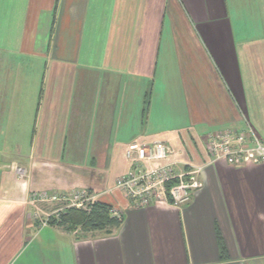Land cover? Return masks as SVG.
<instances>
[{"label":"crops","instance_id":"0c3cea01","mask_svg":"<svg viewBox=\"0 0 264 264\" xmlns=\"http://www.w3.org/2000/svg\"><path fill=\"white\" fill-rule=\"evenodd\" d=\"M248 126L264 141V0H0V264H264V163L204 146ZM134 141L200 168L187 203L113 190ZM79 189L112 236L33 232L32 194Z\"/></svg>","mask_w":264,"mask_h":264},{"label":"built area","instance_id":"2783aa9c","mask_svg":"<svg viewBox=\"0 0 264 264\" xmlns=\"http://www.w3.org/2000/svg\"><path fill=\"white\" fill-rule=\"evenodd\" d=\"M204 142L209 161L223 159L232 166L264 163V141L249 126L246 130L227 129L210 134ZM124 156L131 163V170L116 180L113 190L121 192L131 206L144 207L164 202L179 207L201 187L200 168L189 166L191 171L183 169L187 166L176 160V152L165 143L134 141L125 147ZM72 193L70 197L76 200V205L72 206L75 209L83 207L89 198L95 200L86 190ZM67 198L63 193L40 192L34 193L29 202L63 203ZM92 204H88L86 210Z\"/></svg>","mask_w":264,"mask_h":264},{"label":"rangeland","instance_id":"374dc122","mask_svg":"<svg viewBox=\"0 0 264 264\" xmlns=\"http://www.w3.org/2000/svg\"><path fill=\"white\" fill-rule=\"evenodd\" d=\"M205 143V142H204ZM205 146V145H204ZM177 161H180L179 159H177ZM185 164V163H184ZM186 165V164H185ZM187 167H182L183 169H185L186 171H191L192 168H190L189 166L191 165H186ZM195 167V166H192ZM189 178H187L188 180ZM79 190H84V189H79ZM66 194V196H68V198L62 202H55V201H49V202H41V201H34L32 203L29 202L30 198L34 195L32 194L29 197V200L26 202V212L27 215L25 216V221L28 222V225H30L32 227L33 232H35L36 230L40 229V228H48V227H55L57 229H59L60 231H62L64 234H68L73 238H76L79 241H84L86 239H88V234H83L80 232V230L77 229H73L69 232L65 231L64 229L57 227V225H55V222H58L61 218V216L63 215V213L71 208H75L72 206L76 205V200L72 197H70V195L73 193H63ZM121 194V193H120ZM89 195H91V197H94L93 194L89 193ZM95 199V197H94ZM127 200V199H126ZM87 201V202H86ZM84 203L83 207H79L76 208L77 210H82V211H86V206L90 203H94L97 202L98 200H92V199H88L86 200ZM101 203H104V199H101L100 201ZM111 213L113 214V216L115 215H120V211L114 206H111ZM25 223V222H24ZM43 224H45V226H42ZM115 231H112L110 234H105V233H100L101 236H103L104 238H108L109 236H112L114 234ZM32 235V234H30ZM46 232L41 233L40 237H42V241H45V237H46ZM33 241V239L31 240V242ZM36 242H39V239L36 240ZM41 253L45 256V250L44 249H40ZM35 251V249L33 250ZM31 251V252H33ZM25 256L19 255L18 259H16L14 264H22V262H24Z\"/></svg>","mask_w":264,"mask_h":264},{"label":"trees","instance_id":"16d2710c","mask_svg":"<svg viewBox=\"0 0 264 264\" xmlns=\"http://www.w3.org/2000/svg\"><path fill=\"white\" fill-rule=\"evenodd\" d=\"M111 208L110 205L98 201L90 205L86 211L71 208L66 210L60 220L54 224L67 232L78 228L84 235L110 234L118 230L123 222L121 215L119 217L112 215Z\"/></svg>","mask_w":264,"mask_h":264}]
</instances>
